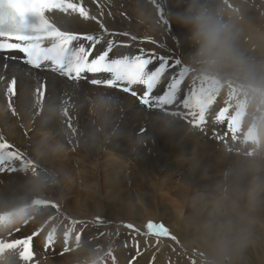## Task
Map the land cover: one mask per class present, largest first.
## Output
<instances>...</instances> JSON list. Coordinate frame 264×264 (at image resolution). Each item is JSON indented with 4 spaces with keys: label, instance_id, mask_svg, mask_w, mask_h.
I'll use <instances>...</instances> for the list:
<instances>
[{
    "label": "bare ground",
    "instance_id": "6f19581e",
    "mask_svg": "<svg viewBox=\"0 0 264 264\" xmlns=\"http://www.w3.org/2000/svg\"><path fill=\"white\" fill-rule=\"evenodd\" d=\"M222 1L228 7V10L235 11L234 9H238L233 7L227 0ZM88 3L91 6V9ZM91 3L88 2V0H83L84 6L89 9L90 16H97V19H99L108 29V35L101 41L102 45L100 43L95 47L93 51L94 54L98 55L105 50L107 39L126 42L130 45L129 47H118L114 50V56H118L122 53L132 55L137 54L140 49L133 47L131 39L132 35H125L119 30L113 32L110 31L109 25L111 19L105 15L104 11V6L107 7L110 5L118 7L122 6L124 8H129V6L132 7L133 0H91ZM252 3H254V6L246 7H250L253 14H258L260 9L257 6L258 3L254 1ZM167 4L168 6L172 5L171 12L174 11L175 1L167 0ZM148 5L149 7H153L150 3H148ZM238 12L242 16L239 9ZM56 15L58 20L62 16V14ZM114 19L115 22H119L120 24L125 22L123 16ZM243 19H245L244 16ZM247 20L243 21L242 24L246 26V33L247 36H249V40L253 43L258 41L264 42V27H255L254 20ZM125 24L128 25L127 22H125ZM175 25L177 26V24ZM72 30L78 33L96 35H100L103 32V30L100 29L99 24L91 19L88 21H82L79 19L74 20L72 23ZM113 33H115V35H113ZM82 43L86 47L89 44L86 40L82 41ZM155 47L156 46L154 45H150L148 49L152 50ZM153 55L159 57L156 54ZM173 60L174 59H169L170 63ZM159 63L160 60L155 59L151 67L154 68L158 66ZM4 65H9V67L5 68ZM185 66L191 69V71L188 76L185 77V83L178 93L177 104L174 105L175 107L169 106L172 110L182 113L189 111V109H185L182 104V100L191 95V91L189 92L187 90L188 82L192 80L195 89L201 87V80L198 78L197 73L192 67L182 62L180 66L173 65V67L169 69V74L166 75L163 81L164 83L167 82L169 78H175ZM14 77L17 80L16 95L11 98V103L15 108V115H13L11 111H6L7 109L5 110L4 108L6 104H9V99L6 94L7 86ZM45 82L48 84V91L46 92V99L43 104L45 106L53 101L61 103L62 99H68L70 96L73 100H75L76 97H79L78 106L69 110V116L72 119L73 125L77 128V132L94 126V118L89 114L87 106L84 104V98L86 96H92L97 91H106L115 95L121 101V107L117 112V135L114 136L111 142L104 146V148L99 150L84 149L75 138H72L70 141H65V143L77 147L80 151L88 154L90 158H97L93 159L95 164L90 168L89 175L80 172L82 170L78 165H75L74 163L71 164L72 160H70L71 158L69 159L65 154L66 152L39 164L42 171L44 169L55 174L57 183L52 187H55L58 184L64 187L62 188L64 193V208L70 213H100L103 215V212H106L109 217H111L110 215L119 217L121 222L125 220L135 222L134 217H138L141 214L140 205L138 204L140 197L148 196L149 192H146V190L152 192V189H155L152 183L149 182L150 179H153L155 183L158 181L160 190H167L168 192L173 193L174 197L185 208V201L188 195L185 180L192 183L195 191L208 190L219 178V172L224 167V164L220 161L221 151L227 150L237 143V141L232 140V136L226 137L225 140L217 139L218 136L222 137L224 129H227L226 124L221 125L216 123L215 115L220 108L228 106H223L224 103H222V96L228 91L226 88L220 89L215 82L212 83L220 91L217 93L216 100L211 106L209 112L206 113V124L204 125L203 130L193 128L185 119L178 117L177 119L183 126L182 130L176 131L173 134H168L161 133L152 128L150 120L151 116L148 114L147 109L141 106L137 98L132 97L129 93H123L119 90L108 89L102 86L93 87L88 84H83L81 88L74 90L70 86L72 82L66 81L63 78L48 72L29 69L15 62L8 61L7 63H4L0 55V136L13 146L12 148L7 149V151H16L15 147L19 148L20 152L25 153L26 156L34 162V150L37 145L36 143H38L36 142L35 145L34 141H37L35 139L38 133L41 135L45 134L46 131L52 128H66V125H62V122H51L46 124L42 119L40 106L37 105L36 100L37 89ZM141 88L142 86H134V89L138 91V95H142V91H140ZM53 89H55V91H53ZM239 105L240 104H238V106ZM251 118H253L252 115ZM26 123L27 125L25 126ZM24 127H26V129ZM141 127L147 128V132L143 136L137 132ZM189 129H191V133L188 132ZM28 133H31V136L29 135L30 138H28L29 141H27ZM137 139H143L144 141L140 146L139 157L133 151V148L135 147L134 141ZM33 144L34 146H32ZM194 147H196L202 155V167L195 176H192L188 173L187 166L180 163V158L189 156ZM116 158H124V161L129 158L128 160H131V166L134 168L133 170L136 174L134 175L132 172L125 174L123 169H121L120 163V168L118 167L119 165L115 161L117 160ZM130 162L128 163L130 164ZM14 164L17 169L16 171H8L6 167L4 172H0V192H3L5 195H12L14 193L22 194L24 189L19 188V186L29 174L28 171L31 170L23 169L20 161H15ZM77 174H79V178L81 179V190L83 192H79L75 196H69L67 194L72 193L73 178ZM138 175L142 178L143 175L145 176L143 183L146 184V190L137 187L135 176ZM96 178H98V180H104L103 185L105 189H103V193H105L107 197L113 195V199L107 200L104 203L99 201L97 195L99 185L96 182ZM174 178H179L180 182ZM129 183L133 185V190L130 188L127 189ZM123 185L125 187L123 190L125 189V191L121 190ZM52 187L47 192L52 191ZM101 189L102 188H100V190ZM65 191L68 193L66 194ZM84 192L87 196L82 195ZM103 193L102 196L104 195ZM151 196L152 199L148 198V201L145 202L150 210H148L146 215L142 217H145V220L151 219V221L155 219L156 221L159 219V221H161L163 219L162 221L164 222V225L168 228L171 227L174 234L180 238L181 241L189 240L186 233L178 224L181 219V210L176 208L173 213L171 211L167 213L162 212L163 207L159 203V200L154 198L152 194ZM11 206L12 205L10 204H0V211ZM50 216L53 217V219L49 220ZM29 219H31V217ZM53 227L57 229L56 239L52 245H48L47 236ZM69 227H72V225L64 219L62 213L59 212L58 214L56 210L48 207L47 210H45L43 217H37V219L29 220L27 224H18L6 232H0V239L6 241L33 236L34 233L37 234L33 236V241L31 242L32 258L29 261L26 262L20 258L19 252L22 248H18L17 250L6 254V264H67L69 254L63 253V248L65 247L64 232ZM17 229L19 230L18 232L16 231ZM127 229L122 225L116 228L114 235L116 232L120 233L118 234L117 239L114 240L111 255H104L103 264H108L111 261H115L114 264H146L148 262V256H150V254L153 253H151V251L155 249V246L153 245L150 247V244L154 243L156 240L149 237H143L139 241L137 237V241H134L131 238L133 233L127 231ZM75 232H82L84 241H88L94 246L100 244L101 241H105L103 229L89 225L87 222H82L75 225L73 238L69 241V247L75 248L76 246L74 240ZM135 237L136 235L134 238ZM135 242L138 243L136 249ZM145 244L147 249L143 250L142 247L143 245L145 246ZM170 246L171 245L165 244L164 253H161L163 250L161 248V252L160 250L155 251L156 255H159L162 259L168 260V255L172 256L174 253V247ZM80 255L81 254L75 252L72 253L74 259H78ZM105 259L108 260L105 261ZM153 259L155 258H152V260ZM189 262L190 261H188V263ZM172 264H177L174 259ZM185 264H187V261H185ZM239 264H264V231L258 230L254 238V243L246 250V253L241 258Z\"/></svg>",
    "mask_w": 264,
    "mask_h": 264
},
{
    "label": "clouds",
    "instance_id": "9594fccd",
    "mask_svg": "<svg viewBox=\"0 0 264 264\" xmlns=\"http://www.w3.org/2000/svg\"><path fill=\"white\" fill-rule=\"evenodd\" d=\"M132 11L141 25L152 27L158 23L147 0H133ZM168 20L186 30L191 47L187 61L200 80L215 82L220 89L234 86L261 105L254 118L241 121L243 134L237 143L221 151L224 167L208 190L195 191L192 183L185 180L188 195L185 212L178 222L196 249L198 264H239L258 230L264 231V51L259 44L257 52L242 45L243 17L238 11L226 9L222 0H175V10ZM84 104L94 118V126L75 136L67 128L46 131L34 150L37 165L64 153L66 140L75 138L84 149L99 150L117 135V112L121 107L118 97L97 91L86 96ZM62 107L54 101L40 106L43 121L62 122ZM150 120L152 128L161 133L173 134L183 127L169 114L154 113ZM143 143V139L134 141L133 151L138 157ZM180 163L195 176L202 167V155L194 147L189 156L180 158ZM56 183L51 171L30 170L19 186L24 189L22 194L0 192V204L12 205L0 211V216L6 217L0 222V232L25 220L43 217L47 207L33 206L32 202L46 201V192ZM9 252L0 254V264H6ZM73 252L81 254L78 259L73 258ZM67 253V264H103V248L88 241L70 247Z\"/></svg>",
    "mask_w": 264,
    "mask_h": 264
},
{
    "label": "snow or ice",
    "instance_id": "6c2138e0",
    "mask_svg": "<svg viewBox=\"0 0 264 264\" xmlns=\"http://www.w3.org/2000/svg\"><path fill=\"white\" fill-rule=\"evenodd\" d=\"M147 2L156 10L158 22L166 25L168 30L172 32L174 39L178 41L180 35L174 31L172 24L166 18L171 15L167 0H147ZM229 6L231 7L230 4ZM234 10L238 11V9ZM56 14H62L59 20ZM76 19L95 21L103 30L102 34L78 33L72 30V23ZM107 35L108 29L97 19V16H90L89 9L84 6L83 0H0V52L19 51L23 54V63L34 69L49 70L62 78H66V81L72 82L70 86L74 90L81 88L83 84H88L93 87L102 86L129 93L132 97L137 98L139 104L147 109L150 116L154 113L169 114L175 118L185 119L193 128L203 130L206 124V113L209 112L216 100L217 93L220 91L213 83L201 80V87L192 90L191 95L182 100L183 107L189 109L186 113L172 110L169 106L177 104L182 82L185 81V77L188 76L191 69L186 66L183 67L175 78L170 79L163 93L156 95L155 90L169 74V69L173 65L180 66L181 59L174 58L170 63L167 58L145 55L143 49L135 55L122 53L114 56V50L118 47H129L130 45L113 39H107L105 50L94 58H90L95 47ZM125 35L128 34L125 33ZM131 39L136 40L137 37L133 36ZM85 40L89 42V47L82 43ZM11 58L15 59L14 57ZM155 59H159L160 63L152 68ZM4 67L7 68L9 65H4ZM87 74L93 75L90 77ZM99 74H107V76ZM16 85L17 80L14 77L6 90L9 109L13 115L16 114V111L11 103V98L16 95ZM134 86H142L140 89L142 95H138ZM47 91V82L37 89V105L43 106ZM229 99L231 98L229 97ZM78 101L79 97L73 100L71 96L61 100L64 116L62 125H66L73 136L77 134V128L72 123L69 110L77 107ZM230 107L231 105L220 108L215 115V121L221 125L226 122L228 130L232 133V140L237 141L240 138L238 133L241 131L240 114L235 110L229 116ZM137 132L143 136L147 132V128L141 127ZM217 139H222V137L218 136ZM12 147L0 136V172H4L6 167L8 171H16L15 161H20L25 170L42 171L39 165L28 158L25 153L18 150L7 151ZM32 204L33 206L44 205L47 208L57 209L59 214V206L51 201L34 200ZM51 219L53 217L50 216L49 220ZM4 220L6 217L0 216V222ZM99 222L100 220L97 218V223ZM27 223L28 220H25L24 224ZM70 223L72 227L64 232L65 247L63 253L70 250L68 245L73 238L75 225L82 222L70 221ZM124 227L134 229L133 224H125ZM56 232L57 229L53 227L48 233V245L54 243ZM143 234L146 238L155 237L156 243H160L161 238L177 241V237L170 232L168 227L163 223L151 220L147 222ZM35 235L37 234L34 233L33 236ZM33 236L10 241L0 239V254L5 250L15 251L22 248L19 252L20 258L26 262L29 261L32 258L31 242ZM74 240L77 246L84 241L82 232H75ZM104 255H111V249ZM193 264H195L194 261Z\"/></svg>",
    "mask_w": 264,
    "mask_h": 264
},
{
    "label": "rangeland",
    "instance_id": "374dc122",
    "mask_svg": "<svg viewBox=\"0 0 264 264\" xmlns=\"http://www.w3.org/2000/svg\"><path fill=\"white\" fill-rule=\"evenodd\" d=\"M173 1H175V0H173ZM227 1L233 7H236L241 11L242 17L244 16V18H245L242 20V22L247 20V19L248 20L252 19V20H254V26L255 27H258V28L264 27V8H263L264 7V0H227ZM253 1L258 3L257 6L260 8L258 14H253L251 12V8L246 7V6H254V3H252ZM223 5L225 6L226 9H228V7L224 4V2H223ZM107 7L108 8H107V10H105V15L111 19V22L109 25L110 31L113 32V31L119 30L123 34L127 33L130 36L132 35V37L133 36L137 37L136 40H132L133 47L140 49V50L143 49L145 55L154 56L153 54H156L159 57L167 58V59L180 58L184 64L189 65L188 61H187V56L191 51V47L187 41V34H186V30L184 28L180 27L179 25L176 26L175 23H172L170 21V23L173 26L174 31L180 35V39L177 41L174 39L172 32H170L168 30L167 26L162 24V23H159V22L155 23L156 26L153 25L152 27H148V26L139 24L134 13H133V11H132L131 6H129V8H124L122 6H119V7L118 6H112V5L107 6ZM152 8H153L155 20L158 21V17L156 15V10L154 9V7H152ZM169 8L171 10L172 5L169 6ZM249 11L251 12L252 15L250 14ZM119 16H123L125 22H127L128 25L125 24V22L122 24H120L119 22H115L114 18L119 17ZM169 16L170 15H168L166 18L168 19ZM257 17H258V19H257ZM242 26L244 28V34L241 38L242 45L246 48H249L253 52H257L258 49L256 47V44H259L261 46L260 50L264 51V42H260V41H258L256 43L251 42L249 40V36H247V33H246V26H244V24H242ZM101 45H102V43H101ZM150 45H154L156 47L154 49L150 50V49H148V47ZM170 79H172V78H169L167 82H164L163 85L162 84L160 85L161 87H158V89L155 90L156 95H160L163 93V91L165 90V87H166L167 83L170 81ZM184 83H185V81L182 82L181 88L183 87ZM232 87L231 86L227 87L226 89L229 93L225 92V94H223L224 96H222V103H224L223 106L230 104L232 107V108L231 107L229 108V114L228 115L229 116L232 115V113H234L235 112L234 110L236 109V111L239 112V114H240V120L241 121L242 120L247 121V119H249V118L251 119V115L254 118L255 114H257L260 111V108H261L260 103L257 100L252 99V97L242 94L234 86H232ZM228 88H231V89H228ZM187 90L189 92L190 91L192 92V90H195V87L193 86L192 80L188 82ZM231 91H232V93H231ZM236 91H238L239 93ZM226 94H227V96H226ZM234 94H235V96H234ZM229 96L232 99H229ZM227 98H228V100H227ZM238 104H240V105L238 106ZM225 107H227V106H225ZM4 108H5V110L7 109L6 111H11L9 109V104H6L4 106ZM247 115H248V117H247ZM224 124H226V122ZM26 125H27V123L25 124V126ZM24 128L26 129V127H24ZM221 130H222V128H221ZM226 130L224 129V133L222 135V140H225V138L228 136H232V133L228 130V128ZM225 132H226V135H225ZM242 134H243V129L241 127V131H240V133H238L239 137H241ZM29 135L31 136V133H28L27 141H29L28 140V138H30ZM42 135L43 134L40 135L38 133V135L36 136V139H35L37 141H34V144L40 140ZM34 144L32 146H34ZM66 145H67V150L65 151L66 152L65 154L69 157V159L71 158L70 159V160H72L71 164L74 163L75 165H78L82 170L80 172H82L83 174L89 175L88 173H89L90 168H92L93 164H95L93 159H97V158L96 157L90 158V156L88 154L80 151L77 147H74V146L67 144V143H66ZM15 149L19 150V148H16V147H15ZM116 159L117 160H115V161L117 162L118 165L120 163L121 169H123L125 174H129L130 172L134 173V175L136 174V172H134V170H133L134 168L131 166V162H130L131 160H128L129 158L126 161H124V158H120V159L116 158ZM128 162H130V164ZM120 165L118 166L119 168H120ZM125 168H126V170H125ZM28 173H30V171H28ZM26 175H27V173H26ZM135 177H136L135 182L137 184V187H140L141 189L146 190L145 189L146 184L143 183L145 180V176L143 175V178L140 175L135 176ZM181 177H182V175H181ZM174 179L180 182L179 178H174ZM96 182L99 185L97 195H98L99 201L101 203H104L107 200L114 198L113 195L107 197L106 194L103 193L104 192L103 189H105V187L103 185L104 180H101V179L98 180V178H96ZM149 182L152 183V185L155 189H152L153 190L152 192L149 190H146V192H149L148 196H141L142 198L140 197L138 204L140 205V213L141 214L138 217L137 216L134 217V220L136 223L134 221H131V220H125V221L121 222V219H119V217H115L114 215H110L111 217H109L106 212H103V215H101L100 213H98V214H93V213L74 214V213L67 212L64 208V199H63L64 193L62 191V188H64V187L60 184H58L55 187H52V191L46 192L45 196H46V201H51V202H53L59 206V212L62 213V215H64V219H66L67 222H69V223H70V221L87 222V223H89V225L96 226V227L103 229L104 234H105L104 235L105 241L104 242L101 241L100 244H98L96 246L104 248V251H105L104 253H107L109 251V249H112V245L114 244V240L117 239V236L120 233V232L119 233L116 232V234L114 235V231L120 225H122V226H124L125 224H133L134 225L135 230L134 229H127L125 227V229H127V231L132 232L134 236L136 235L135 238L133 235H131V238L134 241L135 240L137 241V237H138L139 241L141 238L146 237L143 233L145 231V226H146L147 222L150 221L151 219L145 220L144 219L145 217H142V216H145L147 211L150 210L149 206L145 202L148 201L147 200L148 198L152 199L151 194L154 196V198L159 200V203L163 207L162 212L167 213V212L171 211L173 213V212H175V210L177 208V209H180L182 212L180 214L181 217L184 214V212H185L184 206H182V204L174 197L173 193H170L167 190H160L159 189L160 186H158V181H157V183H155L153 179H150ZM81 184L82 183H81V179L79 178V174L75 175V177L73 178V187H72V191H71L72 193L67 194L68 192H66V191H65V193L69 196L70 195L75 196L79 192H83L81 190V188H82ZM155 184H156V186H155ZM100 188H102V189L100 190ZM123 188H125L124 185H123V187H121V190L125 191V189L123 190ZM129 188L133 190V185H131L130 183L128 184L127 189H129ZM102 193L104 194L103 196H102ZM122 193H124V192H122ZM82 195L87 196L85 194V192ZM103 197L104 198L106 197V198L104 199ZM52 209H54V208H52ZM54 210L57 211V209H54ZM97 218H99V220H100L99 223H97ZM159 220L156 221V219H155V220H153V222H158ZM162 220L160 222H163ZM124 222H127V223H124ZM170 228L171 227H169L170 232L173 235H175L174 232L172 231V228L171 229ZM136 230H139V231H136ZM140 236H142V237H140ZM149 238L156 240L155 237H149ZM166 239H167V241H166ZM137 244L138 243L135 242V246H136L135 249L138 247ZM165 244L171 245L170 247H174V253L172 254V256L168 255V260L162 259L161 257H159V255H156V252H155L157 250H160V252H161V250L163 249L161 253H164ZM153 245L155 246V249L152 250L151 253L153 252L154 254L152 253V254H150V256H148L149 260L146 264H163V263L164 264H172L173 259L175 260V262L177 264H185V261H187V264H193V261L195 262V264H198L196 249L190 245L189 240L181 241L180 238H178V237H177V241H173L170 238H161L160 243H156V241H154V243L150 244V247H152ZM142 249L143 250L147 249L146 244H145V246L143 245ZM152 258H155V259L152 260ZM107 260L108 259H105V261H107ZM188 261H190V262L188 263ZM150 262H152V263H150ZM114 263H115V261H111L108 264H114Z\"/></svg>",
    "mask_w": 264,
    "mask_h": 264
}]
</instances>
